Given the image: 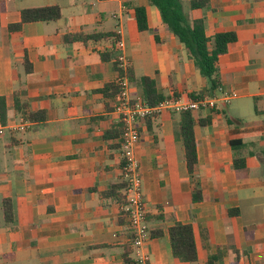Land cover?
<instances>
[{
    "label": "crops",
    "instance_id": "1",
    "mask_svg": "<svg viewBox=\"0 0 264 264\" xmlns=\"http://www.w3.org/2000/svg\"><path fill=\"white\" fill-rule=\"evenodd\" d=\"M192 1L182 0L185 11L191 21L205 19L208 37L237 34L218 60L216 80L238 97L193 112L197 122L211 118L195 127L200 202L185 160L181 114L140 122L136 155L147 222L151 232H164L145 251L149 264H207L211 255L218 264H264V0H211L202 9H192ZM52 6L61 8L59 20L11 30L23 10ZM136 7L146 8L148 31L139 30ZM118 31L131 61L133 97L143 98L145 77L164 97L214 94L149 0H0V121L46 117L0 138V264H125L127 251L135 264L122 204L102 196L126 183L118 140L107 138L120 127L116 99L100 92L119 77ZM68 34L111 37L68 43ZM233 140L246 146L238 153L247 158V173L233 167ZM4 200H11L12 221ZM176 222L193 225L196 263L172 253L168 230Z\"/></svg>",
    "mask_w": 264,
    "mask_h": 264
},
{
    "label": "trees",
    "instance_id": "2",
    "mask_svg": "<svg viewBox=\"0 0 264 264\" xmlns=\"http://www.w3.org/2000/svg\"><path fill=\"white\" fill-rule=\"evenodd\" d=\"M211 0H194L191 2L192 9L206 8ZM151 6L156 7L161 15L163 22L168 26L169 30L179 39V41L186 47L188 56L195 65L199 68L202 76L209 79L211 82L210 92H214L218 87L216 74L218 72V60L222 55L229 51V45L236 42L238 37L235 32H222L216 34L213 38L207 36V25L205 19L191 21L189 15L185 11L182 0H149ZM62 17V11L59 6H52L46 8L26 9L22 11L21 22L11 27L12 31H20L24 24L31 22H50L57 21ZM136 20L138 28L141 32L149 30V20L147 10L144 7H136ZM110 35L103 34H68L66 42H83L99 41L107 39ZM27 71L31 72V64L26 60ZM130 80H134L133 72L130 69ZM142 87L144 90L143 100L150 105H155L164 100L166 97L162 96L157 89V84L150 78L142 79ZM119 87L116 84H108L100 92L104 94L106 99L115 100L119 92ZM203 95H193L199 97ZM4 118V114L2 113ZM45 116L39 117L38 113L27 115V120L30 122L44 121ZM151 120L147 123L150 124ZM207 126L211 123V118L196 121L193 112H185L181 114L180 122V136L183 143L185 152V160L190 177L193 179L195 185L194 199L195 201H202V189L199 181L196 179V168L199 164L198 146L195 127L197 124ZM114 132V134H113ZM121 128L115 127L107 134V138L118 140L116 149L121 148ZM120 140V141H119ZM235 158L233 167L239 174L247 173V158L239 154V150L244 149L246 146L240 140H233L231 142ZM126 183L121 185L112 186L108 191L103 192L104 199L112 200L116 203L124 204L126 202V195L124 193ZM4 210L7 220L12 219L11 200H4ZM235 211H231L233 214ZM163 216L158 219L163 220ZM12 221V220H11ZM152 237L160 238L164 236L163 231L151 232ZM168 235L172 247L174 257L183 262L196 263L199 260L197 243L193 225L190 223L176 222L169 230ZM131 252L127 251L125 254V264H130ZM219 256L211 255L208 258L207 264H218Z\"/></svg>",
    "mask_w": 264,
    "mask_h": 264
},
{
    "label": "built area",
    "instance_id": "3",
    "mask_svg": "<svg viewBox=\"0 0 264 264\" xmlns=\"http://www.w3.org/2000/svg\"><path fill=\"white\" fill-rule=\"evenodd\" d=\"M115 47L121 52L116 60L119 69L116 85L120 90L116 97L114 113L117 115L121 127L122 169L126 182V202L122 204V209L133 233L135 264H149L151 258L146 253L145 246L152 236L147 222L143 179L136 155V148L141 141L140 122L155 118L164 112L182 114L201 109H217L221 103H228L237 98L238 94L218 86L212 95L196 98L171 95L155 105H150L141 97L135 98L131 95L129 79L131 61L124 52L125 42L121 39V31H118ZM30 125L31 122L25 118L19 124L8 126L3 125L0 121V138L4 137L7 131L26 132Z\"/></svg>",
    "mask_w": 264,
    "mask_h": 264
}]
</instances>
